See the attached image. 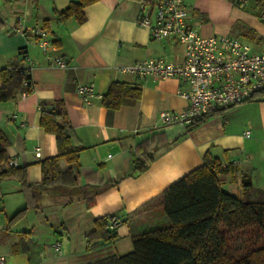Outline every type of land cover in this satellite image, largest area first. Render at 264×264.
<instances>
[{
  "label": "crops",
  "instance_id": "crops-1",
  "mask_svg": "<svg viewBox=\"0 0 264 264\" xmlns=\"http://www.w3.org/2000/svg\"><path fill=\"white\" fill-rule=\"evenodd\" d=\"M70 1L0 0V69L26 67L32 82L30 93L18 92L0 102L8 157L26 167L30 185L24 188L18 177L0 181L3 264H89L130 252L133 235L168 224L162 207L136 210L199 166L206 153L230 165L219 175L224 190L241 197L242 175L248 174L256 193L264 191V93L214 111L189 130L163 126L160 111L187 107L188 101L178 94L186 85L173 77L136 78L119 73L117 67L154 57L176 61L182 57V47L171 39L150 37L139 23L141 0H96L82 9L83 22L74 17L58 21L56 11ZM184 4L200 34L225 33L249 44L252 51L264 49L260 0H249L251 13L239 11L234 0H184ZM239 20L242 35L231 34ZM40 28L46 29L54 46L51 54L65 59L67 67L51 65L34 43ZM91 81L101 97L85 104L76 85ZM116 81L139 87L141 94L135 104L108 113L101 98ZM56 99L65 102L72 130L84 148L78 164L59 160L60 170L70 169L76 183L47 187L41 184L40 161L57 149L54 135L39 124L40 110L42 104L50 107ZM246 130L249 136L244 135ZM140 143L143 149H138ZM36 147L40 157L35 155ZM142 151L151 152L152 158L143 171H134L135 160H144ZM26 205L25 213L7 224ZM106 215L117 220V238L87 250L85 234L94 228L95 219ZM56 242L60 252L54 249Z\"/></svg>",
  "mask_w": 264,
  "mask_h": 264
},
{
  "label": "trees",
  "instance_id": "trees-1",
  "mask_svg": "<svg viewBox=\"0 0 264 264\" xmlns=\"http://www.w3.org/2000/svg\"><path fill=\"white\" fill-rule=\"evenodd\" d=\"M96 0H72L62 10L56 11L57 20L74 17L79 23L85 16L82 9ZM26 67L9 66L0 69V102L13 99L18 92L32 91L30 75ZM27 80L28 83L24 84ZM264 93L258 92L252 98ZM140 88L126 82H112L102 95L101 101L108 113L121 105H133L140 98ZM251 98V99H252ZM213 113V112H212ZM195 119L185 129L203 124L213 114ZM2 110L0 107V118ZM40 126L52 133L56 141L55 155L40 161L41 184L47 187L76 183L72 171H61L59 160L78 164L79 152L84 148L77 140L63 99H56L52 106L42 104ZM9 140L0 127V181L18 177L24 188L25 166L10 167L6 164ZM143 143L137 147L142 148ZM144 160H135L134 171H143L151 152L142 151ZM230 169L210 153L203 156L202 163L163 191L141 205L136 212L162 207L167 218L166 226L144 230L132 236V250L125 254H112L89 264H264V191H255L248 174L242 175L243 195L237 197L224 190L219 175ZM27 205L15 212L8 222L20 218ZM113 216L95 219L94 228L85 234L87 250L99 247L103 242L115 240L117 233L109 224ZM248 231L250 245L235 256L230 250V235ZM25 240L22 241V243ZM248 241V242H249Z\"/></svg>",
  "mask_w": 264,
  "mask_h": 264
},
{
  "label": "built area",
  "instance_id": "built-area-1",
  "mask_svg": "<svg viewBox=\"0 0 264 264\" xmlns=\"http://www.w3.org/2000/svg\"><path fill=\"white\" fill-rule=\"evenodd\" d=\"M264 4V0H260ZM239 6H245L249 0H234ZM143 10L139 18L140 25L149 30L155 40L171 39L182 47V57L176 61L164 57L137 60L117 67L121 74L136 78L153 79L177 78L186 89H178V94L188 101L185 109L179 111L162 110L159 122L163 126H189L195 119L225 107L234 106L250 100L254 94L264 91V49L252 51L249 44L228 34L205 36L198 32L196 25L190 21L184 0H141ZM155 9L152 15V9ZM259 18L264 20V7ZM21 30V27L18 28ZM34 43L42 50L51 65L67 67V62L60 56L52 55L54 46L47 37L44 28L37 29ZM26 56V48L22 49ZM25 74L30 75L29 69ZM28 83L27 80L24 84ZM76 91L85 104H91L101 97L93 81L78 83ZM22 96L28 94L21 92ZM249 136V130L244 132ZM35 155L40 157V147L35 148ZM6 164L19 166L14 157H9ZM117 220L109 226L114 228ZM60 244L54 249L60 252ZM4 256H0V264Z\"/></svg>",
  "mask_w": 264,
  "mask_h": 264
},
{
  "label": "rangeland",
  "instance_id": "rangeland-1",
  "mask_svg": "<svg viewBox=\"0 0 264 264\" xmlns=\"http://www.w3.org/2000/svg\"><path fill=\"white\" fill-rule=\"evenodd\" d=\"M235 4H236V8L241 12H247V13L253 12V11H251L252 10L251 6L248 4L245 6H239V4H237V3H235ZM240 26H242V24H240V20H239V22L236 25H234L233 28L230 30V33L242 35V33H239ZM11 215H12V213H11ZM7 224H9L8 221H7ZM2 229H3V227H2ZM250 234H251L250 232L244 231V232H238V233H234V234L230 235V240H229L230 250L232 251V253L235 256L242 254L244 252V250L251 244L249 241V239L251 238ZM131 241H132V237H131Z\"/></svg>",
  "mask_w": 264,
  "mask_h": 264
}]
</instances>
